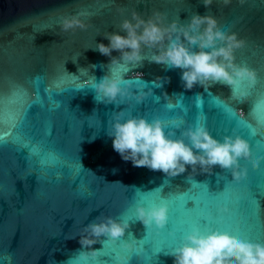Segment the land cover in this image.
I'll return each mask as SVG.
<instances>
[{"label": "water", "instance_id": "95a60500", "mask_svg": "<svg viewBox=\"0 0 264 264\" xmlns=\"http://www.w3.org/2000/svg\"><path fill=\"white\" fill-rule=\"evenodd\" d=\"M133 11L145 19L160 11L166 22L181 23L196 13L210 14L221 29L236 33L244 46L235 51V63L257 74L254 85L245 80L235 87L243 103H230V109L215 105L213 97L227 102L232 95L231 87L219 82L208 89L197 85L186 90L180 69L150 61L154 50L145 48L144 61L135 66L110 65V57L91 49L95 42L108 44L102 35L118 32ZM79 12L87 13L81 19L88 27L62 31L60 18ZM136 72L143 74L142 80L132 81L131 90L152 89L139 104L135 99L119 106L104 104L95 99L94 89L80 87L84 80L95 77L99 82L112 73L130 80ZM121 110L149 120L177 121L179 129L170 123L165 129L175 131V138L200 122L218 140L226 135L245 139L252 160L264 157V0H232L228 6L213 0L210 8L202 0H0V131L6 133L0 141V264H124L125 250H139L138 259L146 261L148 246L140 241L145 236L155 241L158 231L168 249L148 264H174L169 250L198 226L189 217L218 205L235 217L218 225L222 231L264 244V160L253 169L241 159L240 170L246 169V175L239 181L219 165L207 173L199 166L191 172L189 166L176 177L134 167L114 151L107 135L113 113ZM189 189L205 202L189 217L170 211L162 230L146 228L135 218L137 204L159 205L164 201L157 195L167 199ZM207 192L217 199L208 201ZM182 204L177 201L170 208L182 212ZM193 206L192 201L186 205ZM97 217L127 221L124 237H100L95 245L82 247V230ZM177 226L176 235L168 236Z\"/></svg>", "mask_w": 264, "mask_h": 264}, {"label": "clouds", "instance_id": "9594fccd", "mask_svg": "<svg viewBox=\"0 0 264 264\" xmlns=\"http://www.w3.org/2000/svg\"><path fill=\"white\" fill-rule=\"evenodd\" d=\"M231 2L223 0L224 6ZM243 2L240 0L241 4ZM202 3L210 8L213 0H202ZM86 15L79 12L63 16L59 26L64 32L86 29L88 25L81 19ZM166 20V15L160 11L153 12L147 19L133 11L130 19L121 21L118 32L102 35L109 41L108 44L95 42L91 49L110 57V65L135 66L144 61L142 53L145 48L154 50L150 61L169 69H180L186 90H192L197 85L208 89L219 82L230 86L232 95H235V87L245 80L250 86L256 83L255 70L235 63L234 53L244 46V41L238 39L236 33L221 29L215 16L196 13L186 23H181L179 19ZM113 51H118L119 57L112 56ZM142 75L136 72L133 79L125 80L112 73L103 76L99 82L95 77L91 82L84 80L80 87L94 89L95 99L104 104L119 106L127 99H135L139 104L152 91L151 88L148 92L131 90L132 81H141ZM168 79L164 78L165 82ZM239 115L243 119V110L239 111ZM169 123L177 129L181 127L175 120L168 123L159 117L149 120L131 112L125 115V111L121 110L113 113L107 135L123 161H130L134 167L163 172L168 177L185 173L189 166L191 172L199 166L201 173H207L219 165L224 170H230L233 178L239 181L246 175V169L240 170L241 159L248 160L253 169H259L264 160V157L252 160L249 143L238 135H226L221 141L214 138L203 123L197 122L181 130L179 138H175V131H165ZM135 218L146 228L164 229L168 224V205L163 202L146 208L137 204ZM128 227L127 221L97 217L84 226L78 243L82 247H91L100 237L115 241L124 237ZM125 246L132 247V244L125 243ZM92 254L95 256L96 251L93 250ZM168 254L174 258V264H264V244L237 238L227 231H204L198 226L187 231L179 246L169 250Z\"/></svg>", "mask_w": 264, "mask_h": 264}, {"label": "snow or ice", "instance_id": "6c2138e0", "mask_svg": "<svg viewBox=\"0 0 264 264\" xmlns=\"http://www.w3.org/2000/svg\"><path fill=\"white\" fill-rule=\"evenodd\" d=\"M127 80V79H125ZM214 104L217 106H223L226 109H230L229 105L230 103H243L242 99L238 95H231L229 100L226 102L223 98H218V97H213ZM167 107L172 108L173 105H167ZM197 107L199 108L200 105L198 104ZM234 112V111H233ZM236 114V113H235ZM198 119H202L198 118ZM246 125V121L242 120ZM249 126V125H248ZM4 135L6 133H3L0 131V141H3ZM156 199H159L161 201H164L168 205V223L170 220V211L174 213V215H183L185 217H189V214L192 212L193 209L200 208L204 206V201L197 197L194 196L191 189L185 192H181L180 194H171L165 199L162 195H157L155 197ZM207 198L208 201H215L217 197L213 195L211 192H207ZM177 201H183L182 204V212L180 210H174L170 208V205H175ZM189 201L193 202V207L188 208L186 207L187 203ZM151 207V206H150ZM227 208L228 210L225 211L224 209ZM193 219V222L204 228V230H220V227L218 225H221L223 223H231L235 221L234 214L229 210L228 207H220L219 205L216 206L214 209H210L206 212L200 213L196 217H189ZM207 221L206 224H201V221ZM162 230V229H161ZM179 231V226L174 227L172 230L168 232V236H175L176 232ZM130 235V234H129ZM156 239L155 241L150 242L149 238L145 236L144 239L140 241V244L145 247V245L148 246V255L147 259L145 260H140L138 257L140 256V251L139 250H125V255L127 257L126 261L124 264H133V261L135 260L137 264H148V262L151 261L152 257L156 254L162 251L163 249L167 248V244L164 242L163 239V233L161 231H158L157 233L153 234ZM117 243V242H116ZM122 243V242H121ZM121 243H117L118 245ZM115 264V262H113Z\"/></svg>", "mask_w": 264, "mask_h": 264}]
</instances>
